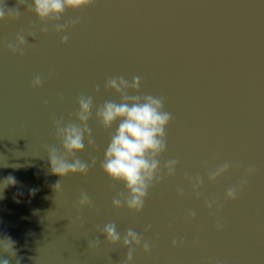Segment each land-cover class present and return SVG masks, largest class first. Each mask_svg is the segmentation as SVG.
<instances>
[{
    "label": "water",
    "instance_id": "95a60500",
    "mask_svg": "<svg viewBox=\"0 0 264 264\" xmlns=\"http://www.w3.org/2000/svg\"><path fill=\"white\" fill-rule=\"evenodd\" d=\"M0 3L17 7V0ZM19 11L18 21L0 22V239L10 238L16 253L0 249V260L124 264L127 249L103 236L98 248L88 247L98 228L115 222L121 235L132 228L153 245L149 254L137 248L131 264H264V0H97L65 12L62 23L80 19L66 44L51 23L41 35L35 15L25 5ZM30 26L37 37H27L23 55L12 54L7 44ZM36 75L43 78L40 88L31 86ZM121 75L140 76V94L163 97L172 120L161 166L179 161L173 176L150 189L138 214L112 207L124 186L109 181L100 161L117 125L103 129L95 108L89 121L95 145L85 141L77 154L97 158L87 175L52 174L46 148H59L52 120L67 121L80 95H92L95 106L119 102L104 82ZM225 161L239 167L209 183L208 171ZM249 167L255 171L238 198L225 200ZM186 174L204 178L198 199ZM9 175L16 184L3 188ZM81 191L95 207L77 209ZM209 200L218 201V211L206 207Z\"/></svg>",
    "mask_w": 264,
    "mask_h": 264
},
{
    "label": "clouds",
    "instance_id": "9594fccd",
    "mask_svg": "<svg viewBox=\"0 0 264 264\" xmlns=\"http://www.w3.org/2000/svg\"><path fill=\"white\" fill-rule=\"evenodd\" d=\"M96 2L97 0H17L16 8H7L0 3V22L18 21L21 17L19 6L25 5L27 13L35 15L40 22L39 34H47L48 25L51 23L52 31L63 34L60 43L66 44L68 29L77 25L80 19L76 17L70 22L62 23L61 19L65 12L86 9L94 6ZM37 35L31 30V26L28 30L21 28L14 40L7 44V48L12 54L23 55L29 44L27 37L31 36L35 39ZM141 83L140 76H133L131 80L122 75L108 77L104 82V88L114 92L119 97V102L106 100L99 106L94 105L92 95H80L76 101L77 110L69 115L67 121L63 117H54L52 120L54 136L59 142V148L55 145H46L52 174L63 179L69 174L87 175L96 166L97 158L90 156L84 161L77 154L85 151V141L89 147L95 145L93 130L89 126L95 108L94 119L103 129L111 130L113 125H117L114 133L110 135L103 159L100 161V168L109 181L124 186V191L118 192L113 197L112 207L117 210L126 208L129 212L137 214L143 211L150 189L165 177L173 176L179 164L177 159H169L161 166L160 157L168 147L166 128L172 120V115L165 110L163 97L140 94ZM42 85L43 78L40 75H36L31 81L33 88H40ZM95 92H100L99 85L96 86ZM47 103L48 101L44 100L45 106ZM202 167H207V161L202 162ZM234 167H239L238 163L231 161L221 163L208 171L207 181L215 182ZM254 171L252 167L246 169L238 184L226 189L224 199L227 201L237 199L240 190L248 184V176ZM185 179L190 184L194 197L198 199L204 178L186 174ZM15 184V177L9 175L4 179L2 186L7 188ZM54 190L56 193L61 190V181L56 182ZM177 195L180 197L185 195L183 187L177 189ZM76 207L78 210L91 209L95 204L86 191H81ZM206 207L210 211L214 208L218 211L221 205L216 200H209L206 201ZM187 216L189 219H195L196 212L188 210ZM222 228V224L216 225L218 231ZM147 230L149 229H145ZM97 231L99 235L88 243V247L98 248L101 244L99 237L103 236L107 243L127 249L124 264H131L137 248H142L145 254H149L153 247L150 241L144 239L143 234L132 228H128L121 235L115 222L105 223ZM177 243L174 239L172 246L176 247ZM179 243L183 244V241ZM0 249L11 256L16 254L14 242L10 238L0 239ZM0 264H9V260H0Z\"/></svg>",
    "mask_w": 264,
    "mask_h": 264
}]
</instances>
